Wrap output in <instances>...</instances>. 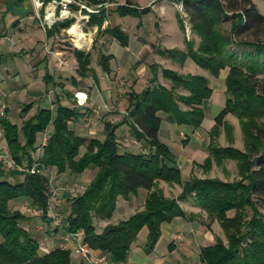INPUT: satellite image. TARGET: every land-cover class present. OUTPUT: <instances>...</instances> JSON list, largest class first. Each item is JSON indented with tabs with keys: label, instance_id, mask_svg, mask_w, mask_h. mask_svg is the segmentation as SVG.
Returning <instances> with one entry per match:
<instances>
[{
	"label": "trees",
	"instance_id": "1",
	"mask_svg": "<svg viewBox=\"0 0 264 264\" xmlns=\"http://www.w3.org/2000/svg\"><path fill=\"white\" fill-rule=\"evenodd\" d=\"M181 3L191 31L200 38L186 40L185 51L163 50L159 54L174 63L191 60L197 67L217 78L226 70L225 105L215 116L209 136V155L202 167L208 171L212 164L223 166L234 161L238 180L231 182L217 178L190 177L183 180L175 157L158 138L161 124L159 113L171 115L178 126L197 129L204 119L203 104L213 92L209 80L199 75H179L163 70L162 76L170 81V88L160 85L141 93L128 94L129 108L122 121L113 124L103 122L102 141L78 136L70 127L81 114L73 107L63 106L55 94L52 108L38 107L18 127L4 114L0 117V129L9 159L20 169L30 168L36 151L37 136L49 127L51 131L40 157V169H54L56 174L79 176L85 171L94 174L87 185L75 196L66 197L67 215L63 219L66 233L81 232L84 242L105 255L112 264H124L142 229H146L144 251L150 254L164 225L175 219H186L179 201L192 196L195 204L205 212L210 223L217 222L225 237L218 236L213 243L199 249L201 264H264V15L259 14L252 0H174ZM1 2V1H0ZM22 0H16L21 3ZM0 16V38L4 36L5 18L10 9L5 3ZM121 16L137 17L149 11L138 10L127 2L116 8ZM225 19H231L229 36L220 31ZM89 23L98 25L97 33L107 32L121 45L126 37L115 27L100 31L104 13L90 16ZM73 19L56 21L45 30L52 36L67 29ZM178 22L183 29V21ZM249 34L253 41L241 36ZM243 48L236 52L229 46ZM77 62V73L85 78L90 72V55L76 48L72 51ZM110 56H101L99 64L109 73ZM151 78L157 79L158 67L149 66ZM46 90L61 88L47 71L42 77ZM73 83L74 80L71 79ZM183 90L187 95H180ZM65 91V90H64ZM67 99L70 94L65 91ZM179 104L186 107L179 108ZM26 104L21 110L25 116L32 108ZM233 115L239 121L244 140V151L232 145H214L223 130L230 144L232 127L225 117ZM126 125L129 136L141 143L145 152L124 151L118 143L116 130ZM89 171V172H90ZM88 172V173H89ZM22 177L21 180L18 178ZM163 181L181 188L176 198H167L157 183ZM146 192L142 209L126 219L114 222L113 214L119 200H128L138 190ZM26 199L31 207L46 216L48 208V180L45 174H29L19 170H5L0 163V264H75L72 252L55 248L40 253L39 241L28 229L30 219L22 212L11 210L9 203ZM100 224H103L100 227ZM99 226V227H98ZM80 264H85L83 261Z\"/></svg>",
	"mask_w": 264,
	"mask_h": 264
},
{
	"label": "crops",
	"instance_id": "2",
	"mask_svg": "<svg viewBox=\"0 0 264 264\" xmlns=\"http://www.w3.org/2000/svg\"><path fill=\"white\" fill-rule=\"evenodd\" d=\"M0 1L2 5H4L3 3H5L7 7L10 9L8 15L15 17L14 20H19V19L21 20L26 17L24 8L28 4L24 6L23 4L25 2L22 1L21 7L17 5L13 6L17 11H20L18 12L20 13L19 15L16 14L13 11L14 8L13 9L10 8L4 0H0ZM81 1L88 8L94 9L97 12L87 13L85 10L79 11L76 7L73 8L72 15L69 18V19H73V22L70 25V27L72 26L73 29L74 28L77 29L76 30L78 31L77 39L81 40L82 42V47H78L75 45L77 47L76 49L81 51H86L87 53H89L91 60L93 58V53L91 52V50L87 49L86 47L89 44V42L90 43L93 42V38H90L89 35L92 34L94 30L96 31L97 35H103V37L99 41L100 44H103L101 46L103 50L100 53V57L110 56V61H109L110 72L108 74L105 73L102 70L100 64L96 68L91 67L90 64L89 68L91 71L88 73H91V76H89L91 83H88L87 86L84 87L80 83L83 82V79L84 80L87 79L88 73L86 77L83 79L80 78L79 76H78L79 78L77 77L78 75L77 62L75 60L73 53H72L73 55L72 58L75 67H73L74 65L72 66L68 63L63 62L62 57H56V56H62L61 55L62 51L58 49L53 50L52 53L45 56L44 60H46L47 63L46 62L44 63V61L42 60L41 61L38 60L35 64L37 66L38 74L40 76L41 81L46 71L51 76H53V68L55 67L60 68L62 73V79L56 80L57 83H62L63 79L70 77H72L73 80L75 81L73 83H70L71 85L66 84L64 89L66 92L70 94V98L67 99V97H65L64 103H62L61 101V104L63 106L76 108L79 110V113L81 114V117L77 121L70 123V127L73 129V131L78 136L88 139L94 138V139H98L99 141H102L104 138L103 122L109 121L111 123H117V124L120 123L123 117L126 115L129 108L128 95H127V99H123L121 101L113 103L115 97L113 93V87L115 85L117 86L118 84L117 80L119 77L117 76H120L122 78L121 84L128 87V90H126L127 93L130 92L141 93L142 91H145L148 88L147 84L149 83V79L151 78V72L149 69L150 63L148 61L150 57H153L152 59H154L155 61L154 63L159 64L164 70H169L179 75H199L206 77L209 80L213 92L211 94V97L203 104V111H204L203 121L207 118V113H208L210 119L213 120V123L210 124L211 126L204 128L203 121L201 126L197 129H193L192 127H187V126H178L171 115H166V114L161 115L162 113H159L158 115L161 117V124L158 131V138L161 143H163L168 147L172 155L175 157L184 181H185L184 176L186 177V180H188L192 176H195L197 178H215L212 174L206 175L207 173H210L212 166L215 164L213 163L208 171H205L202 165L204 159L209 155V152L207 150L209 145L208 133L211 127L214 125L215 116L224 108L225 105L226 96L224 93L225 91L224 81L227 75V71H221V73L217 78L210 79L206 74L207 71L200 69L189 59L185 60L183 64H177L171 61L170 59L162 57L157 50L155 51V53H152L151 50V48L155 44L158 45L159 47L158 49L160 51L173 50V49L179 51H185L186 40L189 39L187 38L184 32L185 29L184 22H183V29L181 28L178 22L179 17L182 19V16L181 13H179L176 4L173 3V2L176 3V1L174 0H81ZM127 2L131 3L133 7L138 9L139 11L145 8H148L149 11L145 14H140L137 17H133L129 15H125V16L119 15L116 8L120 6H124ZM26 10L29 12L28 8ZM40 11H42L43 15L45 13H48L49 11L57 13V8H55V6L51 3L50 0H44L43 6L41 7ZM102 12L104 13V20L101 23L100 31H104L105 29H112L115 27L119 28L126 37L125 45H121L116 39L111 37L107 32L98 34L97 33L98 25H96L95 23L93 24L89 23L91 21L90 20L91 15L98 17ZM87 29H89L88 32L86 31ZM61 31L65 33L68 32L66 31V29H63ZM71 32H69L70 34L68 33L69 38L75 44L74 42L75 39L74 36H72ZM58 33L54 35L56 36ZM52 36H49V38H52ZM192 37H193L192 40L194 41L196 47L200 41V38L197 35L196 36L192 35ZM83 47H86V50H84ZM9 56L11 63L14 62L12 63L11 66L14 67L13 70H14L15 78L20 79L19 83L24 86L23 89H26L29 92H37L32 89L31 86L32 79L30 77L31 72L35 70V67L32 68L33 65L28 64V62L34 58L35 54L27 52V55L24 56L23 58H19L20 55L17 54H11ZM43 58L44 57H42L41 59ZM55 59L59 62H63L65 67H60L59 63L56 64ZM67 64L72 66L73 70L68 69L69 67L66 66ZM42 72L43 75L41 76L40 73ZM223 72H225V75H223L222 77L223 86L221 87V89L216 90L215 88L212 87V85L214 84L213 80H218ZM67 74H71V75H67ZM114 79L115 81H113ZM160 84L165 88L168 89L170 88V81L166 85L162 83ZM45 89L46 87L44 85V90ZM44 90L38 92L43 93ZM177 93L180 95H187V92L183 90H179L177 91ZM216 93L217 96L214 97L213 95ZM40 107L52 108V105L40 104ZM180 109L185 110L186 107L180 104ZM99 114H102V116H99ZM50 131L48 132L50 133ZM182 131L186 133L187 138L184 139L183 142H180L178 136L179 133H181ZM222 132L224 133L223 130ZM115 133L118 138V141L121 136L130 137L129 128L126 125L120 126ZM205 133H207L208 136L207 139L208 143L205 146L206 147L205 152H203L202 144H198L197 141L195 140H198V138L200 139V137H202ZM224 136L226 137L225 133ZM221 147H226V146L221 145ZM173 149H175L177 153H174ZM140 151L145 152L146 150L142 148V150ZM202 155H204L202 162L197 161V164H195L194 166V168L198 167L200 169L201 175H197V174L193 175L191 173L192 167L189 163H187L188 162L187 158L189 157L190 160H197L194 159V156H198L200 158ZM163 183L167 184L165 182ZM159 189L162 190L161 188ZM163 195L166 197L164 192ZM137 196L138 197L141 196L142 199L144 200L146 196V192L139 189L137 191V194L135 196H131L130 199L128 200L122 199L117 202L116 216H115L117 221L126 219L135 212L134 210L130 213V211L136 207ZM176 197L177 196H175V198ZM187 203L193 204L192 205L193 207L185 208L181 205ZM179 205L181 209L184 212H186L185 213L186 219L177 218L170 224L164 225L161 229V237L159 238L157 244L155 245L153 251L150 254L145 253L144 246L139 247L140 245L137 244V247L131 249L127 261L124 264H201L198 259V253L196 255L195 261L191 259L192 256L190 258L185 253L184 255L182 254L180 256L181 259L180 258H178L179 260L175 259L174 253H176L179 250V247H177L176 243L172 242V240L180 239L181 236L183 237L186 236L191 240H193L198 245L196 246L199 252L200 247L207 246L213 243L214 236H218L219 238H221L219 233H217L214 230L213 225L216 224L217 228L219 229L220 227L218 223L215 222L214 224L212 223L211 225H207V228H205L200 223V221H198L197 216L199 213L202 217L207 218V216L205 212H203L198 206H196L192 196L187 197L183 201H179ZM195 206L198 207L199 209L196 210ZM116 220L113 221L115 222ZM204 228L205 230H203ZM63 237L64 236H59L58 239H55V242H57L56 244H59L55 248L62 247V243L64 239ZM59 240H61V243ZM162 240H165L166 247L163 252L158 253L157 248ZM203 241L205 242V244L202 243ZM189 242L191 243V241ZM39 244H40L39 246L40 253H48L51 251V250L47 251L45 248L46 246H49V244L52 243L50 242L41 243V241L39 240ZM70 251L72 252V255H75V257H73L74 263L75 264L82 263V259L79 257L78 254L75 253L73 248ZM190 261H192V263H190Z\"/></svg>",
	"mask_w": 264,
	"mask_h": 264
},
{
	"label": "rangeland",
	"instance_id": "3",
	"mask_svg": "<svg viewBox=\"0 0 264 264\" xmlns=\"http://www.w3.org/2000/svg\"><path fill=\"white\" fill-rule=\"evenodd\" d=\"M8 6L10 8H14V5H17L19 7H21V3H16V0H4ZM23 2H25L23 5L27 6L24 8L25 13H26V17L23 19H19V20H14L15 17L11 16V15H7L5 18V25H4V31L5 34L3 37L0 38V117L3 116V114L15 125H17L18 127L21 126V123L24 119H27L28 117H30L35 110L40 107V104L42 105H50L53 102V97L55 94L59 95L62 103H64L65 101V89L64 87L66 86V84L71 85V79H73L72 77L70 78H65L63 79V82L61 83L63 88L62 90H60L61 88H55V89H51L48 88V90L44 91L43 93L38 92V91H43L44 90V83L40 80V76L38 74V70H37V66L35 65L36 62L38 60H42L44 61V63L47 61L44 60L45 56L52 53L53 50H60L62 51V56H56V57H62L63 62L68 63L70 65H74L73 67H75V64L73 62V58H72V51L74 48H77L76 46V42L75 44L70 40L69 38V34L68 32H62L61 30L59 31V33L55 36L53 35L52 38H49L45 35V29L42 27V17L44 16L42 11H40L41 7H38V3L36 0H22ZM252 2L255 4L259 14L264 15V0H252ZM174 4H176L179 13H181L182 16V21L184 22V32L187 36V38L189 40H191L192 42H194L192 39V35H195L192 31H191V27L188 24V20L186 18L185 13L182 10V5L178 2H173ZM28 8L29 12L26 10ZM5 8L4 5H2L0 3V16L3 14ZM13 11L16 14H19L15 8L13 9ZM23 11V12H24ZM23 14V13H22ZM21 14V15H22ZM30 14V15H28ZM148 18V17H146ZM132 19V18H129ZM16 21V22H15ZM231 19H225L221 26H220V31L226 35L229 36L230 34V27H231ZM70 28V27H69ZM67 28L66 31L69 29ZM89 28V27H88ZM89 29H87L86 31L88 32ZM101 34V33H100ZM90 38H93V42L90 43L86 46L87 49L91 50V52L93 53V58L90 60V64L91 67L96 68L97 66H99V57H100V53L102 52L103 48H101V46L103 44H100L99 41L101 40V38L103 37V35H97L96 31L94 30V32H92V34L89 35ZM196 36V35H195ZM242 39L247 40V41H253V37L249 34L243 35L241 36ZM195 39V38H194ZM197 39V38H196ZM261 40H264V33L260 36ZM194 44V43H193ZM76 45V46H75ZM82 45V43H81ZM195 46V44H194ZM78 47H82V46H78ZM86 47H83L84 50H86ZM158 45H153V47L151 48L152 53H155V51L157 50L158 52H160V50L158 49ZM229 49H232L236 52H240L243 50V48L240 47H234L232 45L229 46ZM27 52L33 53L35 54L34 58L32 60H30L28 62V64L33 65V67H35V70L33 72H31V79H32V89L34 91L37 92H29L26 89H23L24 86L21 85L20 79L15 78L14 75V70H13V66L11 60H10V56L11 54H17L20 55L19 58H23L24 56L27 55ZM51 56V55H50ZM42 57H44L43 59H41ZM64 58V59H63ZM153 57H150L149 59V63L151 64H155L158 67L157 70V79L155 82L148 83V88L155 85H160L162 86L160 83L166 85L169 83V81H167V79H165L162 76V71L164 70L159 64L154 63V59H152ZM145 59V58H144ZM264 59V57H263ZM65 60V61H64ZM56 64L59 63L60 67H65L63 62H59L55 59ZM66 65L68 66L70 70H73V67L70 65ZM226 71V70H224ZM64 74V73H63ZM207 76L210 79H214V77H212L208 72H206ZM40 75H43V72L40 73ZM67 75H71V74H67ZM223 75H225V72H223L220 76V78L218 80H213V85L212 87L215 88L216 90L221 89V87L223 86L222 84V77ZM91 76V73H88V77L87 79H83V82H81L80 84H82V86H87L88 83H91V80L89 79ZM78 77V75H77ZM118 78V84L117 86L115 85L113 87V93L115 95L113 103H116L118 101H121L123 99H127V95L129 93L126 92V90H128V87H126L125 85L121 84L122 78L120 76H117ZM53 78L54 81L62 79V73L60 68H53ZM79 78V77H78ZM115 81V79L113 80ZM75 82V81H74ZM168 82V83H167ZM57 83V82H56ZM17 85V86H16ZM146 85V86H147ZM225 86V85H224ZM164 87V86H163ZM168 89V88H167ZM216 92V91H215ZM214 97L217 96V93L213 95ZM72 102V101H71ZM31 103L33 106L31 108V110L25 115L22 116L21 115V110L24 107V105ZM211 103V101H210ZM179 108H180V104L178 103ZM4 107V108H2ZM3 112V113H2ZM161 115H164V113H162ZM99 116H102V114H99ZM104 116V115H103ZM210 119L209 114L207 113V118L203 121V127L207 128L209 126H211L210 124L213 123V120ZM225 121L227 122V124H229L232 127V138H233V142L230 144L229 140L227 137L224 136V133L222 132V130L220 131V134L218 135V137L215 139L214 145L216 146H229L232 145L233 147L244 151V140H243V134H242V130H241V126L239 124V121L237 120L236 117H234L233 115L229 114L225 117ZM113 124H117V123H113ZM51 130V127L48 128V131ZM47 130L43 133V134H39L37 136V142H36V146H38L41 143V140L43 139L44 135L49 134ZM190 133V132H189ZM179 141L183 142L184 139L187 138V135L184 131H182L181 133H179ZM208 136L207 133H205L202 137H200V139L198 138L197 141L198 144H202V151L205 152L206 149V144L208 143L207 141ZM201 142V143H200ZM119 145L122 147L123 150H127V151H131V152H141L140 150H142V144L141 143H136L134 142L130 137H125V136H121L119 138L118 141ZM128 144V145H127ZM208 150V149H207ZM7 152V148H6V144L4 142L3 136H2V131L0 129V155H2L3 153ZM174 153H177V151L175 149H173ZM37 156L34 153L33 154V159H35ZM7 158V157H6ZM204 158V155H202L200 158L198 156H194V159L197 160H190V158L188 157V162L191 167H192V174L195 175H201V171L198 167L194 168L195 164H197L198 162H202ZM5 170H10L6 167H4ZM85 171L82 175L79 176H69L67 174H62V175H58L56 174L54 169H49V171L45 172V177L47 178V180H51V184L53 186V188L56 190V195L53 199L49 200V203L52 207V210L54 213L57 214L58 218H60L61 220H63L66 215H67V203H66V197H71V196H75L77 195L79 192L78 189H80L81 191L83 190V188L87 185V183L90 181V179L92 178L94 172L93 171ZM89 172V173H88ZM213 175L215 178L220 179V180H224V181H228L231 182L233 180H238L240 177L238 176L237 173V168L235 165L234 161H225L222 167H216L215 165L212 166L210 173H207L206 175ZM185 180L186 177L184 176ZM19 180L22 179V177L18 178ZM159 186V188H161L164 192V194L166 195L167 198H175V196H178L180 193L181 188L178 185H168V184H164L163 182L159 181L157 183V187ZM142 197H136V207L134 209H132L130 211V213L132 211H138L142 209ZM191 204V203H190ZM189 203L187 204H181L183 207L185 208H191L193 207L191 204ZM125 206V205H124ZM197 206V205H196ZM195 206V207H196ZM9 208L11 210H17L22 212L27 218L30 219V222L28 223V229L31 233V235L33 237H35L38 241L40 240L41 243H47L50 242L52 244H49V246H46V250L50 251L52 249H54L55 247H57L59 244H56L57 242H55V239H58L59 236H63L64 232L61 229H55L54 225L52 224V222H50L48 216L43 217L41 216H34L33 215V207H31L30 203L28 200L26 199H18L15 201H12L9 203ZM196 210L199 209L198 207L195 208ZM260 210L264 213V209L260 208ZM186 213V212H185ZM116 216V211L113 214L112 220H116L115 218ZM198 221H200V223L207 228V225H211L212 223L214 224L215 222L210 223L209 220L205 217H202L200 215V213L197 216ZM117 222V220L115 221ZM103 224H100V227H102ZM206 225V226H205ZM202 226V227H203ZM99 227V226H98ZM214 230L219 233L220 237L223 239V241H225V237L222 233V231L217 228L216 224L213 225ZM205 228L203 230H205ZM213 232V230H212ZM209 237V235H208ZM145 238H146V229H142L140 231V233L138 234L135 242H134V246L133 249L135 247H137V244L140 245L139 247H142L145 245ZM54 239V240H53ZM54 241V242H53ZM61 243V240H59ZM191 241V243L189 242ZM172 242L176 243V246L179 247V250L174 253V257L175 259L179 260L178 258L181 259V255L184 253L195 261L196 259V255L198 252L197 249V244L191 240L188 237H183L181 236L180 239H175L172 240ZM165 243V244H164ZM195 243V244H194ZM203 244H205V242H202ZM194 244V245H193ZM47 245V244H45ZM182 245V246H180ZM197 245V246H196ZM166 247V242L165 240H162L157 248V252L161 253L164 251ZM72 257H75V255H72ZM189 261V260H188ZM190 263H192V261H190Z\"/></svg>",
	"mask_w": 264,
	"mask_h": 264
},
{
	"label": "built area",
	"instance_id": "4",
	"mask_svg": "<svg viewBox=\"0 0 264 264\" xmlns=\"http://www.w3.org/2000/svg\"><path fill=\"white\" fill-rule=\"evenodd\" d=\"M38 7H42L44 0H36ZM51 3L57 8L56 12L49 11L45 13L42 17V27L46 30L50 28L56 21L69 19L72 15L73 8H77L79 11L85 10L87 13H95L97 12L94 9L88 8L81 0H50ZM72 28V26L70 27ZM69 28V29H70ZM68 31V30H67ZM4 108V107H2ZM3 113V112H2ZM49 134L44 135L41 143L36 147V158L33 159V164L30 168L20 169L17 167L8 156V151L0 155V163L2 167H6L10 170H19L29 174H45L49 169H40V157L42 156L43 147L46 145ZM7 157V158H6ZM56 195V190L53 188L51 184V180L48 179V208L46 211V216H48L50 222L54 225L55 229H62L64 232V239L62 243V247L64 249L73 250L85 264H112L108 258L102 253L92 250L86 242L83 241L81 232L76 233H66L64 230L63 220L58 218L57 214L53 212L52 207L49 203V200L53 199ZM34 216H41L42 212L39 209H33Z\"/></svg>",
	"mask_w": 264,
	"mask_h": 264
},
{
	"label": "bare ground",
	"instance_id": "5",
	"mask_svg": "<svg viewBox=\"0 0 264 264\" xmlns=\"http://www.w3.org/2000/svg\"><path fill=\"white\" fill-rule=\"evenodd\" d=\"M72 29H73V27L70 28V29H68V33L71 32ZM76 30H77V29L74 28V29L72 30L71 34H72V36H74V39H75L74 42H76V45H77V46H82V45H81V43H82L81 40L77 39L78 31H76ZM74 39H73V40H74Z\"/></svg>",
	"mask_w": 264,
	"mask_h": 264
}]
</instances>
